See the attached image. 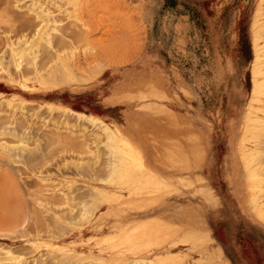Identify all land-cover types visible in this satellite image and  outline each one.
Returning a JSON list of instances; mask_svg holds the SVG:
<instances>
[{
  "label": "rangeland",
  "instance_id": "374dc122",
  "mask_svg": "<svg viewBox=\"0 0 264 264\" xmlns=\"http://www.w3.org/2000/svg\"><path fill=\"white\" fill-rule=\"evenodd\" d=\"M10 257L264 264V0H0Z\"/></svg>",
  "mask_w": 264,
  "mask_h": 264
},
{
  "label": "bare ground",
  "instance_id": "6f19581e",
  "mask_svg": "<svg viewBox=\"0 0 264 264\" xmlns=\"http://www.w3.org/2000/svg\"><path fill=\"white\" fill-rule=\"evenodd\" d=\"M35 4H37V3H35ZM40 5H41V3H40ZM46 8H48V7H46ZM52 10V9H51ZM45 11H48V10H45ZM38 12V11H37ZM49 12V11H48ZM51 15V14H50ZM44 16V15H43ZM19 17V16H18ZM51 17V16H50ZM44 23V22H43ZM55 23V22H54ZM68 24V23H67ZM57 26V25H56ZM54 29V28H53ZM48 30V29H47ZM51 30V29H50ZM56 30V29H55ZM63 32V31H62ZM77 32V31H76ZM50 34V33H49ZM59 35V34H58ZM47 37V36H46ZM54 37V36H53ZM33 39V38H32ZM56 39V38H55ZM42 40H44V39H42ZM64 40V39H63ZM33 41H34V39H33ZM65 43V42H64ZM65 46V45H64ZM16 47V46H15ZM17 53V52H16ZM30 55V54H29ZM28 55V56H29ZM54 55V54H53ZM60 55V54H59ZM63 55V54H62ZM55 56V55H54ZM61 56V55H60ZM52 57V56H51ZM37 63V62H36ZM36 65V64H35ZM51 66V65H50ZM33 67V66H32ZM52 67V66H51ZM49 68V67H48ZM30 76H32V74L30 75ZM25 77V76H24ZM257 87V86H256ZM257 89V88H256ZM77 115H78V113H77ZM84 118H87L88 120H93V121H95V119H91L90 117H84ZM92 122V121H91ZM93 123V122H92ZM68 125V124H67ZM86 125V124H85ZM100 127V126H99ZM101 129L103 130V131H105L107 134H108V138L110 137V139L111 140H114L115 138H116V135H115V133L113 132V130H111L108 126H104V127H101ZM56 133V132H55ZM70 133V132H69ZM96 134V133H95ZM63 136V135H62ZM97 137V136H96ZM107 139V138H106ZM102 140V139H101ZM76 141V140H75ZM81 140H79V142H80ZM115 141V140H114ZM85 142V141H84ZM76 143V142H75ZM81 143V142H80ZM87 144V143H86ZM20 145V144H19ZM24 146H26V145H24ZM29 146V145H28ZM79 146V145H78ZM83 146V145H82ZM87 146V145H86ZM107 146V145H106ZM80 148V147H79ZM108 148V147H107ZM80 149H83V148H80ZM75 150H76V148H75ZM87 150V149H86ZM106 150V149H105ZM83 151H84V149H83ZM110 152H113L114 153V156H120V151L119 150H117V149H115L114 148V150H110ZM122 152V151H121ZM82 153V152H81ZM96 154V153H95ZM109 154V153H108ZM112 154V153H111ZM116 154V155H115ZM97 155V154H96ZM116 156V157H117ZM109 158H107V160H108ZM112 160V159H111ZM115 164V163H114ZM102 165V164H101ZM111 165V164H110ZM100 171V170H99ZM113 171V170H112ZM110 172V171H109ZM100 175V174H99ZM111 177H112V175H111ZM247 190H249V189H246V187H244V185H242V187H241V189H240V191H243V192H248ZM242 193V192H241ZM35 194V193H34ZM244 195V194H243ZM37 196H39V194L37 195ZM43 196V195H42ZM44 198V197H43ZM55 201V200H54ZM56 201H57V199H56ZM248 204V202H247V200H246V205ZM247 208H248V205H247ZM87 211V210H86ZM41 225H42V223H41ZM9 260L10 261H12V263L11 264H18V261H19V259L18 258H16V257H10L9 258Z\"/></svg>",
  "mask_w": 264,
  "mask_h": 264
},
{
  "label": "crops",
  "instance_id": "0c3cea01",
  "mask_svg": "<svg viewBox=\"0 0 264 264\" xmlns=\"http://www.w3.org/2000/svg\"><path fill=\"white\" fill-rule=\"evenodd\" d=\"M2 92V91H1Z\"/></svg>",
  "mask_w": 264,
  "mask_h": 264
}]
</instances>
